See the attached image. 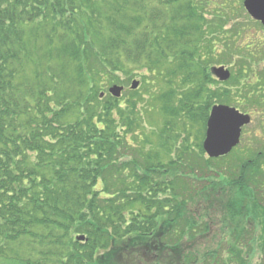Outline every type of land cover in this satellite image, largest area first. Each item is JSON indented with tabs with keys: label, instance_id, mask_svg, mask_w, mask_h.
<instances>
[{
	"label": "trees",
	"instance_id": "trees-1",
	"mask_svg": "<svg viewBox=\"0 0 264 264\" xmlns=\"http://www.w3.org/2000/svg\"><path fill=\"white\" fill-rule=\"evenodd\" d=\"M196 5L0 0V264L241 263L234 259L244 229L264 231V143L246 148L241 169L225 176L229 192L219 201L227 216L220 220L207 203H200L201 212L189 211L184 195L196 185L165 170L191 165L193 152L204 155L201 145L191 151L181 136V144L174 143L163 131L154 154L136 157L137 148L129 147L128 161L116 162L128 147L125 139L142 129V111L106 88L130 84L135 70L169 88L161 97L165 115L177 111L200 127L214 101L248 113L246 102L264 84H252L249 64L230 63L235 77L228 85H241L239 102L234 96L228 104L217 101L231 92L217 95L209 67L190 55L200 37L189 20L197 17L200 29L210 3L203 0L198 15ZM260 47L264 53V41ZM156 102L162 106L160 97ZM163 150L168 165L159 162ZM112 175L121 183L109 181ZM222 222L233 233L228 251L216 240L208 244L211 229ZM80 236L85 242L77 241Z\"/></svg>",
	"mask_w": 264,
	"mask_h": 264
},
{
	"label": "rangeland",
	"instance_id": "rangeland-1",
	"mask_svg": "<svg viewBox=\"0 0 264 264\" xmlns=\"http://www.w3.org/2000/svg\"><path fill=\"white\" fill-rule=\"evenodd\" d=\"M192 1H196L197 10V6L203 2V0ZM207 1L210 5L203 11L201 28L199 29V27H196L198 23L197 17L190 18L188 24L189 28H193L194 31L199 32L197 35L200 37L197 41L196 49L195 47L189 49L191 50V58L195 61L193 63L206 64L209 67L210 74V69L214 68L213 66L230 67V63H234L235 66H238L239 61H244L248 65V63L254 59V66H256V74H254V77L256 79L259 78V75L264 72V59L262 58L264 53L260 47L261 43L264 41V30H262L263 28L259 24L254 23L244 11L243 2L245 0ZM149 6L153 7L151 4ZM199 11L200 10L195 14L198 15ZM175 37H173L172 40H175ZM180 45H183V43ZM180 45L178 44L177 50L184 51L182 50L184 46ZM230 57L231 62H228ZM214 59L217 61L224 60V63L211 64V60ZM233 71L234 69L232 72ZM134 74L136 77L132 81H138L140 83L139 88L135 91H131L128 87L130 84H123L122 86L125 88L119 101L122 102L127 100L129 103L136 104L138 109H141L140 128L142 129L137 131L135 139H130L131 137L125 139L124 143L127 144L128 147L119 151L116 156V162L120 164H122V162H127L128 158L125 156L130 153V148H137V153L135 150H132L136 153V157H138L137 154L144 155L145 157L154 154L153 152H155L156 147L160 145L157 137H159L158 135H163V131H165V135L169 134L166 138L168 137V140L174 143L181 144V138H183L187 148L191 149V151L197 146L202 145L206 136L204 125L200 127L199 124L196 125L191 120H186L184 122L181 113L177 111H168L167 113L169 114L165 115L163 111V107L165 106L162 103L161 97L170 91L169 88H167V86H162L157 79L151 77L149 73L144 70H135ZM139 74L140 76L142 75V77L137 76ZM231 75L232 78H230L228 83L232 82L235 77L234 72ZM216 80L218 82L221 81L219 78ZM228 83L224 85H213L217 95L223 94L224 90L231 92L228 95H222L217 101L228 104V101L234 96L232 100L235 99L239 102V89H241V85H228ZM111 87L112 86H108L106 91ZM158 97H160L162 106L156 102ZM165 101H167V99H165ZM213 103L211 109L216 105H220L217 104L216 101ZM246 103L248 106V113L251 111L252 124L243 128L242 135L239 139L240 144H238L235 151L232 153L230 151L227 155H219L215 158H207L205 154L199 158V156L193 152L192 156L189 158L192 162L191 165L184 166L183 164L178 167L170 166L165 168L166 171L174 169L179 179L186 182L188 186L189 184L196 185L192 191L190 188H187L190 193L189 196L186 194L184 195V199L188 200L189 211L193 213L201 212V208L203 207L201 204L207 203L210 205L209 212L216 220H220L222 214L223 219L227 216V211L224 210L226 205L219 201L229 192L228 186L226 187L224 183L227 180L225 176L232 177L237 173V166H240L241 169L243 164L241 161V154L247 151L246 147H250L248 144L256 145L259 141V144L256 145L258 147L264 143V130L261 129L263 109L258 107V102L249 100V102ZM124 105L125 104H122V106ZM171 106L172 104H169L168 108H171ZM126 107L130 108L131 106L126 105ZM161 112L163 115H161ZM257 118L259 121H257ZM143 125L144 127H142ZM146 140L149 142V149L145 152L144 143ZM178 144L175 145L173 149H177ZM165 153L167 152L163 150V152L159 154V162L163 165H168V163L164 162ZM233 156H235V158L231 160ZM246 156H243V159ZM209 160L212 162H209ZM128 163L130 165L135 164L133 158ZM112 180L116 183H121L120 179L114 178L113 175L109 178V181ZM198 187L203 188V190L200 191ZM242 187L245 189V186ZM249 189H251V187ZM218 201L220 203H218ZM243 208L246 212H251L253 214L250 206ZM252 216L256 218L254 214ZM194 218L198 222H201L203 219L201 214H195ZM223 225L224 223L222 222L220 225L213 226L210 231L211 234L209 235L208 244L210 243L213 245L216 240L228 251L230 249V244L234 243V240L228 234L233 233L228 232L229 228L227 225L224 227ZM244 230L248 232L242 233L246 235L237 242L241 251L237 252L238 256L235 257L234 261L241 262L240 264H264V231L260 230L259 227H249ZM252 238L254 239L253 241H251Z\"/></svg>",
	"mask_w": 264,
	"mask_h": 264
},
{
	"label": "water",
	"instance_id": "water-1",
	"mask_svg": "<svg viewBox=\"0 0 264 264\" xmlns=\"http://www.w3.org/2000/svg\"><path fill=\"white\" fill-rule=\"evenodd\" d=\"M243 7L249 16L264 26V0H245ZM221 81L229 78V73L224 68L212 71ZM138 83L133 82L131 89L135 90ZM123 91L122 87L114 86L109 89V94L118 99ZM250 123V118L240 114L235 109L225 106H215L211 109L206 124V136L203 150L209 158L227 155L239 142L241 128ZM83 241V237L78 238Z\"/></svg>",
	"mask_w": 264,
	"mask_h": 264
}]
</instances>
